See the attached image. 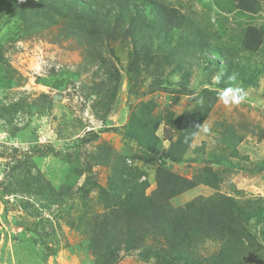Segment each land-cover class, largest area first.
<instances>
[{
	"label": "rangeland",
	"instance_id": "1",
	"mask_svg": "<svg viewBox=\"0 0 264 264\" xmlns=\"http://www.w3.org/2000/svg\"><path fill=\"white\" fill-rule=\"evenodd\" d=\"M169 1L185 13L194 12L200 22L209 14L215 32L217 20H224L223 26L231 30L244 22L235 12L219 14L214 0ZM260 1L262 9L252 21L256 25L264 24V0ZM22 24L0 0V264H160L142 258L139 248L123 247L107 261V251L91 246L87 222L103 210L95 185L105 187L124 159L131 167L146 168L141 179L149 181L150 193L156 187L154 168L138 158L148 156V150L131 132L156 125L154 134L163 153L169 143L165 134L173 132L168 120L176 123L215 95L187 157L194 156L193 148L204 141L207 153L218 151L216 138L231 129L242 136L236 144L240 158L231 157L238 165L167 162L170 171L188 180L209 165L222 169L217 187L200 181L170 203L176 207L216 193L242 202L259 196L264 200V169L254 166L264 161V140L257 136L264 128V72L256 85L232 84L240 89L238 104L219 101L218 93L225 88L214 78L220 71L195 59L186 89L181 88L180 75L172 74L152 91L146 90L148 76L143 77L136 92L127 81L132 36L123 39L100 31L77 35L65 18L56 23L44 17L32 20L33 28L27 31ZM260 56L264 64V45L251 58ZM112 69L118 72L117 81L110 76ZM86 181L91 189L80 196L77 188ZM260 227L264 230V224ZM158 239L149 236L144 244L153 246ZM217 247L205 241L198 251L208 254Z\"/></svg>",
	"mask_w": 264,
	"mask_h": 264
},
{
	"label": "trees",
	"instance_id": "2",
	"mask_svg": "<svg viewBox=\"0 0 264 264\" xmlns=\"http://www.w3.org/2000/svg\"><path fill=\"white\" fill-rule=\"evenodd\" d=\"M214 4L219 14L235 12L243 24L231 30L223 26L224 20H217L215 32L208 13L200 22L194 12L185 13L169 0H5L17 20L24 23V31L32 26V20L44 17L49 23H56L58 18L67 19L72 23L71 33L77 35L91 36L100 31L108 36L120 34L123 39L132 36V51L128 55L132 60L127 66L131 91H138L143 77L148 76L146 90L152 91L166 84L172 74L180 75L181 88L186 89L192 59L220 71L221 88L231 87L234 82L256 85L264 64L261 56L260 60H252L251 56L262 50L264 24L256 25L252 21L261 11L262 2L214 0ZM110 74L115 81L119 79L116 69ZM233 76L235 79H230ZM215 96L176 123L168 120L173 132L165 134L169 143L163 153H160L161 142L154 134L156 125L136 127L131 132L135 138H141L148 150V156L138 158L154 168L156 187L150 193H146L149 181L141 179L146 168L131 167L124 159L105 187L95 185L103 210L90 217L87 233L92 247L102 253L107 251V261L123 247L139 248L142 258L151 257L160 264H264V257H260L264 253V230L260 227L264 224L262 197L242 202L216 193L197 196L176 207L170 203L200 181L217 187L222 169L209 165L201 170L200 176L188 180L170 171L167 162L187 159L205 160L207 164L226 168L238 165L231 157L240 158L236 144L242 136L231 129L216 138L218 151L207 153L204 141L193 148L194 156L187 157L188 146L207 118ZM257 136L264 140V128L259 129ZM227 148L229 154L225 153ZM256 164L258 170L264 169V161ZM86 184L77 188L80 196L91 189V183L86 181ZM149 236L153 240L159 238L153 246L144 244ZM205 241L218 243L216 251L199 253ZM254 256L260 261L255 263Z\"/></svg>",
	"mask_w": 264,
	"mask_h": 264
},
{
	"label": "clouds",
	"instance_id": "3",
	"mask_svg": "<svg viewBox=\"0 0 264 264\" xmlns=\"http://www.w3.org/2000/svg\"><path fill=\"white\" fill-rule=\"evenodd\" d=\"M214 79L218 82L220 80V75H217ZM230 79L234 80L235 77H230ZM218 99L226 105L238 104L240 103L242 96L240 95V89L228 87L218 93ZM205 131H207V129H205Z\"/></svg>",
	"mask_w": 264,
	"mask_h": 264
}]
</instances>
